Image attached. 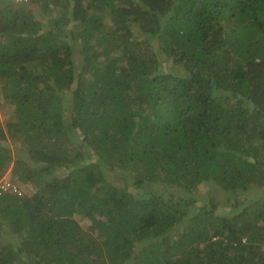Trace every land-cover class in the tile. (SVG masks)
<instances>
[{
	"label": "trees",
	"instance_id": "trees-1",
	"mask_svg": "<svg viewBox=\"0 0 264 264\" xmlns=\"http://www.w3.org/2000/svg\"><path fill=\"white\" fill-rule=\"evenodd\" d=\"M0 107V264H264V0H0Z\"/></svg>",
	"mask_w": 264,
	"mask_h": 264
},
{
	"label": "rangeland",
	"instance_id": "rangeland-1",
	"mask_svg": "<svg viewBox=\"0 0 264 264\" xmlns=\"http://www.w3.org/2000/svg\"><path fill=\"white\" fill-rule=\"evenodd\" d=\"M8 114H9V110L8 109H6V108H1L0 107V123H4L5 122V120L7 119V117H8ZM11 146H13V147H15L14 145H11ZM10 175H9V173L8 172H6L5 174H4V176H1L2 178H1V180H3V179H8V180H10V177H9ZM20 190H21V186H20V188H19ZM201 190H205V188H202ZM22 191V190H21ZM75 219L78 221V223L79 224H81L85 229H87V227L89 226V220L87 219V218H85V217H83V216H79V215H75Z\"/></svg>",
	"mask_w": 264,
	"mask_h": 264
},
{
	"label": "built area",
	"instance_id": "built-area-1",
	"mask_svg": "<svg viewBox=\"0 0 264 264\" xmlns=\"http://www.w3.org/2000/svg\"><path fill=\"white\" fill-rule=\"evenodd\" d=\"M15 1H20V0H15ZM0 191L2 192H13L15 194H20L21 190L19 189L18 186H16L14 183H12L8 179H0Z\"/></svg>",
	"mask_w": 264,
	"mask_h": 264
}]
</instances>
